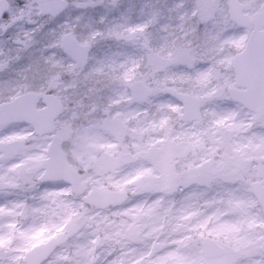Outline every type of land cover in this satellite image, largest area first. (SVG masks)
<instances>
[{"label": "clouds", "instance_id": "9594fccd", "mask_svg": "<svg viewBox=\"0 0 264 264\" xmlns=\"http://www.w3.org/2000/svg\"><path fill=\"white\" fill-rule=\"evenodd\" d=\"M0 264H264V0H0Z\"/></svg>", "mask_w": 264, "mask_h": 264}]
</instances>
